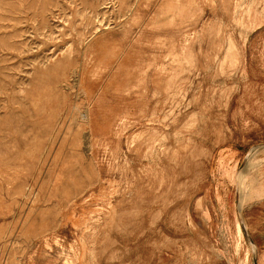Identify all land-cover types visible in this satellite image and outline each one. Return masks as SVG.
Here are the masks:
<instances>
[{
    "label": "rangeland",
    "instance_id": "obj_1",
    "mask_svg": "<svg viewBox=\"0 0 264 264\" xmlns=\"http://www.w3.org/2000/svg\"><path fill=\"white\" fill-rule=\"evenodd\" d=\"M254 244L264 264V0H0V264Z\"/></svg>",
    "mask_w": 264,
    "mask_h": 264
},
{
    "label": "water",
    "instance_id": "obj_2",
    "mask_svg": "<svg viewBox=\"0 0 264 264\" xmlns=\"http://www.w3.org/2000/svg\"><path fill=\"white\" fill-rule=\"evenodd\" d=\"M244 226H245V228L247 230V227H246V223L245 222H244ZM254 250H255V260H254V264H258L257 252H256V246H255V244H254Z\"/></svg>",
    "mask_w": 264,
    "mask_h": 264
},
{
    "label": "bare ground",
    "instance_id": "obj_3",
    "mask_svg": "<svg viewBox=\"0 0 264 264\" xmlns=\"http://www.w3.org/2000/svg\"><path fill=\"white\" fill-rule=\"evenodd\" d=\"M262 147V146H261ZM250 193V192H249ZM244 196V195H243ZM244 198V197H243ZM240 206H241V204H240Z\"/></svg>",
    "mask_w": 264,
    "mask_h": 264
}]
</instances>
